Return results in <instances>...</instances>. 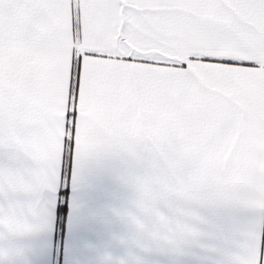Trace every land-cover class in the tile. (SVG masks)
I'll list each match as a JSON object with an SVG mask.
<instances>
[{"label":"snow or ice","instance_id":"6c2138e0","mask_svg":"<svg viewBox=\"0 0 264 264\" xmlns=\"http://www.w3.org/2000/svg\"><path fill=\"white\" fill-rule=\"evenodd\" d=\"M102 160L131 199L101 264H264V0H0V264L70 197L74 232L100 220Z\"/></svg>","mask_w":264,"mask_h":264},{"label":"crops","instance_id":"0c3cea01","mask_svg":"<svg viewBox=\"0 0 264 264\" xmlns=\"http://www.w3.org/2000/svg\"><path fill=\"white\" fill-rule=\"evenodd\" d=\"M112 167L113 162L106 160L95 166L94 181L98 190L93 195L92 204L100 217L98 222L88 224L80 229V232H73L71 226L75 222L74 198L70 197L65 213L63 238L57 239L55 231L50 227L39 237L19 239L15 246L23 249L24 255L13 257L11 264H101L102 259L109 254L116 258L126 257L130 250L119 243V238L127 233V228L120 223L112 222L111 209L128 202L131 195L109 175ZM116 192L119 193V197L124 196V203L114 198ZM207 220L209 225L206 231L210 234L213 233L212 226H223L227 229L231 223L228 214H216L211 210H207ZM38 249L42 250V255L36 254ZM217 259L214 254L193 246L188 248L183 256L170 254L148 256L146 264H215Z\"/></svg>","mask_w":264,"mask_h":264},{"label":"rangeland","instance_id":"374dc122","mask_svg":"<svg viewBox=\"0 0 264 264\" xmlns=\"http://www.w3.org/2000/svg\"><path fill=\"white\" fill-rule=\"evenodd\" d=\"M110 183H111V178H110ZM116 195L119 197V193H118V192H116ZM117 201H119L120 203H124V202H125V201H124V196L121 195V196L119 197V199H117ZM201 215H203V216L207 219V210H202ZM71 228L73 229V226H71ZM205 230H207V226H205ZM73 232H74V230H73ZM78 232H80V230H79ZM116 233H117V231H116ZM118 234H119V233H117V235H118Z\"/></svg>","mask_w":264,"mask_h":264}]
</instances>
